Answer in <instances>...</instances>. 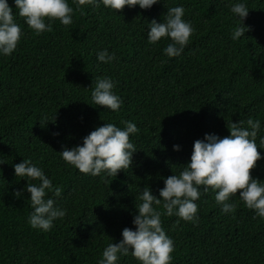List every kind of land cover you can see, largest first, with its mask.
<instances>
[{
  "label": "trees",
  "instance_id": "trees-1",
  "mask_svg": "<svg viewBox=\"0 0 264 264\" xmlns=\"http://www.w3.org/2000/svg\"><path fill=\"white\" fill-rule=\"evenodd\" d=\"M236 0H160L116 12L82 5L73 23L53 21L52 31L36 35L8 0L24 32L17 49L0 55V264H97L109 242H119L125 227L135 229L140 194L154 195L164 179L190 161L193 143L205 134L229 135L232 122L259 119L264 137V0H243L249 13L244 37L231 39L238 23L230 11ZM183 5L195 29L179 57H167L162 40L150 44L147 23L162 22L167 8ZM108 48L116 59L101 63L96 52ZM108 76L122 98L119 111L92 103L91 87ZM137 151L132 164L117 175L81 173L62 160L60 151L104 122L123 127ZM245 126L246 123H245ZM173 145L180 150L174 151ZM264 157V149H259ZM23 158L41 167L62 189L49 196L67 209L50 231L33 229L27 181L14 174ZM264 181V158L250 170ZM30 183L37 181L29 180ZM237 196L236 209L225 214L215 192L202 193L198 223L162 216L174 241L171 264H264V218ZM162 211L160 206H156ZM119 264H140L131 253Z\"/></svg>",
  "mask_w": 264,
  "mask_h": 264
},
{
  "label": "clouds",
  "instance_id": "clouds-1",
  "mask_svg": "<svg viewBox=\"0 0 264 264\" xmlns=\"http://www.w3.org/2000/svg\"><path fill=\"white\" fill-rule=\"evenodd\" d=\"M160 0H73L80 7L93 5L115 10L125 6L150 9ZM18 15L36 35L52 31L53 21L64 26L73 23L74 8L69 0H13ZM230 11L238 23L231 32V39L244 37L248 30L243 23L249 8L243 0H236ZM183 5L167 8L162 22L152 19L147 23V40L156 44L162 40L168 43L163 48L169 57H179L188 45L195 29L192 23L184 18ZM24 32L9 6L8 0H0V55L12 54L18 46ZM98 62L109 64L116 59L114 52L103 48L96 52ZM115 82L111 77H97L91 87L92 103L111 111H119L123 100L114 91ZM124 126L104 122L82 138V143L71 148L64 147L60 156L66 164L78 169L83 174L98 176L105 173L116 176L132 164V157L137 151L130 140L131 135L138 133L137 125L132 121H122ZM245 123L247 126H245ZM229 135L220 137L206 133L203 139L193 143L190 161L178 174L164 179V187L159 189L158 196L152 193L149 186L144 187L139 196L140 203L135 207L137 213L132 220L135 229H122L119 242H109L102 251V258L97 264H119L122 256L129 253L140 264H171L175 250L173 239L162 227V216L176 215L184 221L198 223V204L202 193L209 189L215 192V201L225 214L236 209L232 200L237 196L255 214L264 218V181L254 178L250 170L256 167L257 161L264 158L259 149H264V137L257 144V136L261 130L259 119L249 118L246 122H232ZM179 151V145H173ZM3 163V162H0ZM14 174L27 181L25 188L16 193L21 196L24 191L29 195L32 211L28 223L33 229L50 231L57 219H63L67 209L59 206L52 196L59 197L62 189L53 184L44 170L31 159L23 158L13 165ZM29 180L37 181L30 183ZM52 193V196H49ZM156 206H160L162 211Z\"/></svg>",
  "mask_w": 264,
  "mask_h": 264
}]
</instances>
